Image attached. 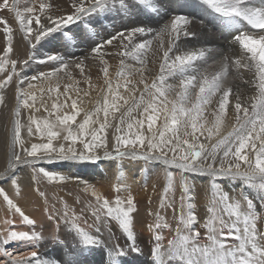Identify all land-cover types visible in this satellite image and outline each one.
Segmentation results:
<instances>
[{
    "label": "snow or ice",
    "instance_id": "obj_1",
    "mask_svg": "<svg viewBox=\"0 0 264 264\" xmlns=\"http://www.w3.org/2000/svg\"><path fill=\"white\" fill-rule=\"evenodd\" d=\"M0 264H264V0H0Z\"/></svg>",
    "mask_w": 264,
    "mask_h": 264
},
{
    "label": "bare ground",
    "instance_id": "obj_2",
    "mask_svg": "<svg viewBox=\"0 0 264 264\" xmlns=\"http://www.w3.org/2000/svg\"><path fill=\"white\" fill-rule=\"evenodd\" d=\"M36 65H33L31 68L35 67ZM42 66L39 65V69L41 70ZM35 69V68H34ZM31 72V71H30ZM33 72V71H32ZM108 162L101 161L96 164H91V163H79V164H72L68 166L69 174L73 176H81L86 179L89 178H94L95 181L97 182V186L101 188V190L107 189L109 186H112L113 188L117 183L120 182L121 178L119 175V170L116 169H109L106 167V164ZM127 168H135L136 164L135 162L129 163L128 161H123L122 162ZM141 165L145 169H152L153 166L151 165H144L143 162H140ZM145 173L142 171L141 175L143 176ZM162 176V173L160 174ZM100 183V184H98ZM153 181H149V190L146 192L148 193L151 197L155 198L151 192V185ZM139 184H136L133 187V193L137 195L138 199L140 200L141 203H146V195L144 198H142L141 190ZM144 193V192H143ZM157 198V197H156ZM155 198V199H156ZM154 199V200H155ZM28 211L33 212L37 217H39V213L35 211V206L32 208L28 209ZM27 250V249H24ZM48 249H45L44 251H47Z\"/></svg>",
    "mask_w": 264,
    "mask_h": 264
},
{
    "label": "rangeland",
    "instance_id": "obj_3",
    "mask_svg": "<svg viewBox=\"0 0 264 264\" xmlns=\"http://www.w3.org/2000/svg\"><path fill=\"white\" fill-rule=\"evenodd\" d=\"M35 68V69H34ZM27 71H28V73H29V75H34V74H36L38 71H40V69H39V65L37 64L35 67H33V68H29V69H27ZM31 71V72H30ZM33 71V72H32ZM98 184H100V183H98ZM141 188V187H140ZM148 188H149V186H148ZM141 190V194H143L142 195V198H144V196L146 195V198H144V199H146L147 200V198L150 196L148 193H146L149 189H147V190H145V189H140ZM144 192V193H143ZM156 198V197H155ZM155 198H153L152 197V199H153V201H155L156 199ZM155 199V200H154ZM144 205H145V203H141V210L143 211V207H144ZM10 250H11V246H10ZM45 249H42V251H44Z\"/></svg>",
    "mask_w": 264,
    "mask_h": 264
}]
</instances>
